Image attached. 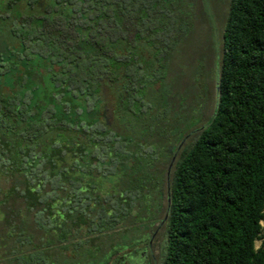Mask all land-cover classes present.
<instances>
[{"label":"trees","instance_id":"1","mask_svg":"<svg viewBox=\"0 0 264 264\" xmlns=\"http://www.w3.org/2000/svg\"><path fill=\"white\" fill-rule=\"evenodd\" d=\"M130 10L141 25L120 82L122 47L114 45L120 113L112 126L102 41L91 54L103 63L85 64L81 97L44 82L38 57L22 64L20 81H0V264H105L148 234L169 197L162 264H264V0H231L217 108L177 157L170 196L153 170L170 154L150 138L159 112L171 110L163 87L173 48L165 44L174 21L191 13L181 0H130Z\"/></svg>","mask_w":264,"mask_h":264},{"label":"flooded vegetation","instance_id":"2","mask_svg":"<svg viewBox=\"0 0 264 264\" xmlns=\"http://www.w3.org/2000/svg\"><path fill=\"white\" fill-rule=\"evenodd\" d=\"M21 1L12 0L8 6L12 9L16 4L20 5ZM20 6L15 17L0 10V24L2 22L4 25L2 29L12 35L7 42H2L0 33V51L5 45L9 57L6 61L0 52V78H8L7 81L11 83L20 81L24 73L22 64L30 63L38 57L43 65L41 74L44 77L47 75L49 81L59 82L72 95L81 97L88 92L81 85L86 72L83 68L85 64L92 65L101 61L91 52L97 50L98 42L102 41L105 52L111 57L107 61L108 75L102 79L106 94L103 114L112 126L120 113L113 81L114 45L120 43L122 47L120 60L123 75L118 79L120 82L128 77V67L125 68V64L130 61L128 45L138 35L141 25L140 14L130 10V0H26ZM158 23L159 19L155 22V28ZM173 25L174 39L165 44L172 48L190 24L188 20L179 24L175 20ZM141 45L147 46L144 39ZM144 55L149 56L147 52ZM148 58L152 59V56ZM12 89V86H3L6 93L12 94ZM176 159L177 155L174 154L172 166ZM166 219L167 215L158 228L154 229L153 225L148 234L132 247L124 246L117 250L105 264H156L154 245Z\"/></svg>","mask_w":264,"mask_h":264},{"label":"rangeland","instance_id":"3","mask_svg":"<svg viewBox=\"0 0 264 264\" xmlns=\"http://www.w3.org/2000/svg\"><path fill=\"white\" fill-rule=\"evenodd\" d=\"M12 0H0V10L9 12L12 16H17V10L21 4H16L12 9L8 2ZM146 4L147 0H141ZM181 3L191 13L187 31L181 37L170 52L168 60L166 84L164 91L169 88L171 110L162 109L159 113L163 122L161 127L155 130L157 135L150 138L151 141L164 145L165 153L159 161L154 164L153 170H158L167 180L168 173L174 154L179 156L185 145L194 142L202 127L213 117L218 102V73L221 67L224 47V32L230 10L231 0H181ZM0 33L2 42L12 38L9 31L2 29ZM3 45V43H2ZM7 47L3 45L1 54L8 60ZM18 63L17 61H15ZM8 78H5L6 82ZM44 82H49L47 75L42 78ZM2 81V78H0ZM158 89L160 84L156 86ZM163 91V92H164ZM169 110V111H168ZM182 129L178 131L179 129ZM184 131L182 140L176 141ZM174 143L173 152H170L169 144ZM155 147V146H154ZM175 147L177 149H175ZM169 149V150H168ZM159 152H157V155ZM174 165L171 168V174ZM110 186V184H109ZM168 200H164V210L158 215V220L154 229L158 228L166 216ZM149 206V205H148ZM147 209L153 214L158 207L152 206ZM152 209V210H150ZM147 216V213H144ZM150 218V215L148 216ZM147 218V219H148ZM145 219V220H147ZM148 221V220H147ZM130 224V222H128ZM165 223L161 228L155 245L154 254L157 258L156 264H162L165 258L166 230ZM146 227V226H144Z\"/></svg>","mask_w":264,"mask_h":264},{"label":"water","instance_id":"4","mask_svg":"<svg viewBox=\"0 0 264 264\" xmlns=\"http://www.w3.org/2000/svg\"><path fill=\"white\" fill-rule=\"evenodd\" d=\"M171 168L172 164L169 168V173H168V195L170 196V179H171ZM168 204L170 205V197L168 198Z\"/></svg>","mask_w":264,"mask_h":264}]
</instances>
